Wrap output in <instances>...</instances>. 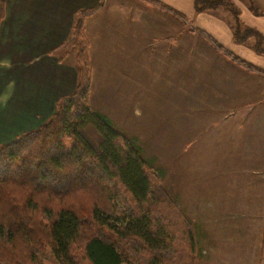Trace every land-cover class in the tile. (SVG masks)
<instances>
[{
  "label": "crops",
  "instance_id": "1",
  "mask_svg": "<svg viewBox=\"0 0 264 264\" xmlns=\"http://www.w3.org/2000/svg\"><path fill=\"white\" fill-rule=\"evenodd\" d=\"M158 1L162 7L143 0H3L0 143L38 127L57 98L73 90L75 49L62 43L75 11L97 6L84 26L91 71L101 57L107 70L117 69L120 61L123 72L133 52L143 82L166 80L172 86L179 72L190 73L191 80L206 82L209 92L219 95L200 103L202 113L188 100L180 117L176 101L164 102L175 113L171 134L179 123L191 131L190 143L202 144L201 151L212 155V171L221 175L216 183L189 179L184 184L200 251L196 264H264V55L253 50L250 39L234 41L224 8L197 12L193 0ZM233 3L240 19L264 34V13H251L240 0ZM176 12L196 35L185 30ZM149 104L145 118L158 107L148 110ZM174 152L181 153L178 147ZM43 264L58 263L45 259Z\"/></svg>",
  "mask_w": 264,
  "mask_h": 264
},
{
  "label": "trees",
  "instance_id": "2",
  "mask_svg": "<svg viewBox=\"0 0 264 264\" xmlns=\"http://www.w3.org/2000/svg\"><path fill=\"white\" fill-rule=\"evenodd\" d=\"M193 5L197 12L227 10L234 41L252 39L264 55V34L246 25L232 2ZM96 9L76 10L62 43L75 48L73 90L38 127L0 144V264H43L45 256L58 264H194L191 226L152 166L89 105L84 26ZM4 14L0 0V21Z\"/></svg>",
  "mask_w": 264,
  "mask_h": 264
},
{
  "label": "rangeland",
  "instance_id": "3",
  "mask_svg": "<svg viewBox=\"0 0 264 264\" xmlns=\"http://www.w3.org/2000/svg\"><path fill=\"white\" fill-rule=\"evenodd\" d=\"M229 1L233 3V0ZM240 1L247 8L249 6L248 9L251 13H264V4H262L264 1ZM250 5H253V7H250ZM175 14L178 17L179 23L185 27V30L188 33L196 35L190 29L191 27L185 24V21L187 22L188 19L179 12ZM178 32L180 34V31ZM251 41L252 39H250ZM251 44L252 42L249 43V45ZM68 45V48H71L70 45L72 44L69 43ZM97 61L91 71L88 96L89 105L93 110L106 117L116 131L130 138L139 149V154L152 166L163 190L177 205L191 226L195 242L194 264H196L200 251L194 233V218L190 216L191 214H187L192 205L191 203L189 204V201L186 203L187 192L184 184L189 179L195 180V182L200 180L206 181L209 184L210 182L216 183L217 179L221 178V175H219V171H212L214 170L211 169L212 155L201 151L200 146L202 144L193 145L192 142L190 143L191 131L181 129V124L179 123V128L171 134V126L174 125L175 127L176 125L173 122L175 113L174 111L170 113V108L166 107L164 102H168L170 98H172L173 102L176 101L178 104L177 116L180 117L186 113L188 100L192 99L196 101L198 104L195 105L197 107L194 109H199L202 108L201 102L205 104L209 101H215L219 95H212L207 89L208 85H206V82L195 83L194 80H191L192 76L190 73L182 74L179 72L177 82L175 84L173 81L172 86L166 80L153 81L150 84L146 81L143 82L140 79L141 75L138 71L139 61H137L133 52L129 61L126 62L125 60L123 72H121L122 67L118 65L121 64L120 61L116 64V68L120 71L114 68L107 70L105 65H103L104 58L99 57ZM126 69L128 70L126 71ZM144 76L147 80L150 75L145 74ZM151 76L154 77L153 75ZM181 78L185 81H182ZM149 101L152 104H149L148 110H151L150 105L157 104L158 107H152V115L145 118L144 110H146V104ZM159 102L162 105L159 106ZM135 110H140L142 114L139 115ZM197 113H202V110L199 109ZM218 113H221V110ZM176 133H178L176 137H173ZM186 141H189L188 143L190 144L188 145ZM197 141L201 142L200 139H197ZM184 146H189L190 150H187V147L183 148ZM177 147L181 153L176 154L174 152L177 150ZM200 151L201 153H199ZM217 194L218 192L215 195ZM45 259L52 258L45 256L43 261Z\"/></svg>",
  "mask_w": 264,
  "mask_h": 264
}]
</instances>
